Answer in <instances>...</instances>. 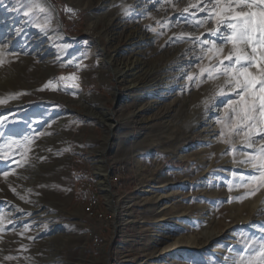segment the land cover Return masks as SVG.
I'll use <instances>...</instances> for the list:
<instances>
[{
	"label": "rangeland",
	"instance_id": "374dc122",
	"mask_svg": "<svg viewBox=\"0 0 264 264\" xmlns=\"http://www.w3.org/2000/svg\"><path fill=\"white\" fill-rule=\"evenodd\" d=\"M51 1L67 37L48 3L26 16L37 0L0 2V264H247L264 241V187L246 195L252 150L224 143L238 97L206 108L223 78L187 79L209 63L189 34L208 38L193 25L212 0ZM134 28L149 43L135 56L164 67L140 98L113 73Z\"/></svg>",
	"mask_w": 264,
	"mask_h": 264
},
{
	"label": "snow or ice",
	"instance_id": "6c2138e0",
	"mask_svg": "<svg viewBox=\"0 0 264 264\" xmlns=\"http://www.w3.org/2000/svg\"><path fill=\"white\" fill-rule=\"evenodd\" d=\"M166 2L171 3L172 0ZM191 6L198 7L196 4ZM40 7L38 3L33 4L25 15L28 16L33 9ZM188 10V7H185L183 12L186 13ZM198 10L207 12L208 15L203 20H196L193 26L205 28L208 38H201L204 33L195 37L189 34V38L200 47L203 53L201 59L207 58L209 63L198 66L199 73L189 74L187 79L189 81L195 79L199 88L206 82L205 76L207 82L211 83L223 78L222 83L216 84L212 97L203 101L206 108L211 99L224 95L226 89L238 97L235 101L229 100L225 106L226 109H230L231 123L224 125L228 131V138L224 139V143L230 144L231 137L236 135L241 137V145L252 150L244 153L246 159L241 163L249 164L259 174L252 175L250 183L244 185L249 189L246 195H253L264 187V0H212L210 5ZM208 24L212 27H206ZM46 26L47 21L45 24L36 25L41 31H44ZM184 35L182 33L181 37ZM6 48L7 45L0 46V56ZM217 123L221 121L218 120ZM224 136L225 132L222 130L221 137ZM25 141L28 144L32 143L27 137ZM18 166L22 165L18 163ZM3 175L7 176L8 173L4 172ZM27 227L25 225V229ZM247 264H264V241L261 242L255 256L248 259Z\"/></svg>",
	"mask_w": 264,
	"mask_h": 264
},
{
	"label": "bare ground",
	"instance_id": "6f19581e",
	"mask_svg": "<svg viewBox=\"0 0 264 264\" xmlns=\"http://www.w3.org/2000/svg\"><path fill=\"white\" fill-rule=\"evenodd\" d=\"M32 0H28V2H31ZM39 2V4H41L42 6H45L46 7V4L45 3H48L53 11L55 9V6L54 4L52 3L51 0H43V1H40V0H37ZM46 1V2H45ZM162 4L165 2V0H161ZM36 4V3H35ZM42 8V7H41ZM54 14H55V11H54ZM56 16V15H55ZM59 17V16H58ZM58 22H59V25H61V19L60 17L57 18ZM4 21L3 20L1 23H0V34L3 33L5 34V30H6V24H4ZM8 23V22H7ZM8 26V25H7ZM11 27V26H9ZM49 29V28H48ZM56 29V28H55ZM57 30V29H56ZM58 34H60V29H59V26H58V30H57ZM129 31V30H128ZM50 32V31H49ZM8 33H10V30L8 29ZM6 33V35L8 36L9 34ZM56 33V31H55ZM62 33V32H61ZM128 33V32H127ZM9 37V36H8ZM126 38L128 39H133L132 40V44L129 43L130 47L128 49V54L126 55V59L125 60H121L118 62V64L116 63V65L114 66V69H113V73H114V76H115V79L116 80H120L121 82H124L125 84V87H124V90L127 91V94L130 95V96H136V97H139L141 96V92H154L156 87L153 88V90H148L149 87H153L154 84L151 82H147L148 81V78L150 77L151 74H153L154 72H157V69L158 71H161L163 68L162 67H156V66H150L149 69L145 68L142 61L140 60L139 57L135 56L137 55L136 51H135V45L138 44V48L137 49H141L142 47H147L149 45L148 41L147 42H144L143 40L146 39L145 36L143 34H141L139 31H137L135 28L132 29L131 31H129L128 35L126 36ZM9 39V38H8ZM135 39H138L140 40V42H136L134 41ZM134 41V42H133ZM5 45H9L8 43H6ZM132 45V46H131ZM0 46H4V44H0ZM33 47V46H32ZM25 49V48H24ZM133 51H131V50ZM138 51V50H137ZM127 52V51H126ZM140 55V54H139ZM106 57V56H105ZM180 57V56H179ZM111 63V62H110ZM166 69V68H165ZM170 74V72H169ZM172 74V73H171ZM156 75V74H155ZM159 75V74H158ZM161 78V77H160ZM173 78V77H172ZM151 81V80H150ZM161 83H159L158 85L161 86L163 85L165 90L170 86L169 84H172L173 81L171 79V75H166L165 77H162L161 78ZM0 86L1 88L4 87V84H3V81H0ZM157 86V85H156ZM159 86H157V88H159ZM1 90V89H0ZM13 90V89H12ZM135 97V98H136ZM2 98V97H1ZM140 98V97H139ZM4 99V98H3ZM2 100V99H1ZM153 103V102H152ZM7 104V102H6ZM140 105V104H139ZM148 105V104H147ZM137 106V104H136ZM1 107V106H0ZM4 108V107H2ZM145 108V106L143 107ZM142 108L141 112L144 110ZM202 109V108H201ZM137 110V109H136ZM135 111V110H134ZM138 111V110H137ZM197 112V111H196ZM199 112V111H198ZM196 114V113H195ZM212 114V113H211ZM199 116V115H198ZM130 118V117H129ZM141 119V118H140ZM200 123V122H199ZM201 126V125H200ZM197 127V126H196ZM201 129V128H200ZM179 149V148H178ZM102 183V181L100 182V184ZM103 184H107V186H109V181L107 179V177H104L103 178ZM94 197V196H93ZM92 197V198H93ZM257 203V202H256ZM254 205V204H252ZM251 206V205H250ZM250 208V207H249ZM253 210V209H252ZM44 214V213H43ZM102 216V215H101ZM167 231V229H166Z\"/></svg>",
	"mask_w": 264,
	"mask_h": 264
},
{
	"label": "water",
	"instance_id": "95a60500",
	"mask_svg": "<svg viewBox=\"0 0 264 264\" xmlns=\"http://www.w3.org/2000/svg\"><path fill=\"white\" fill-rule=\"evenodd\" d=\"M54 11H55V15H56V17L58 18V15H59V14H58V11H57L56 7H55ZM59 29H60V32H62V34H63L65 37L68 36V35L65 33V31H63L62 24L59 25Z\"/></svg>",
	"mask_w": 264,
	"mask_h": 264
},
{
	"label": "trees",
	"instance_id": "16d2710c",
	"mask_svg": "<svg viewBox=\"0 0 264 264\" xmlns=\"http://www.w3.org/2000/svg\"><path fill=\"white\" fill-rule=\"evenodd\" d=\"M91 195H93V194H91ZM91 195H90V196H91ZM93 196H94V195H93ZM94 197H95V196H94ZM95 199H96V198H95ZM88 220H89V219H88Z\"/></svg>",
	"mask_w": 264,
	"mask_h": 264
}]
</instances>
